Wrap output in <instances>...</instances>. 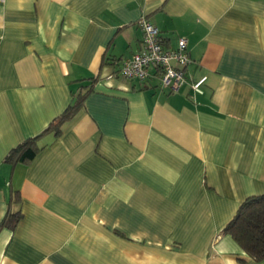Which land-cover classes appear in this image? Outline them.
Segmentation results:
<instances>
[{
	"label": "crops",
	"instance_id": "crops-1",
	"mask_svg": "<svg viewBox=\"0 0 264 264\" xmlns=\"http://www.w3.org/2000/svg\"><path fill=\"white\" fill-rule=\"evenodd\" d=\"M141 16L177 91L120 72ZM261 193L264 0H0V264H264L224 229Z\"/></svg>",
	"mask_w": 264,
	"mask_h": 264
},
{
	"label": "built area",
	"instance_id": "built-area-1",
	"mask_svg": "<svg viewBox=\"0 0 264 264\" xmlns=\"http://www.w3.org/2000/svg\"><path fill=\"white\" fill-rule=\"evenodd\" d=\"M137 24L142 30L141 48L121 59L120 72L126 78L144 80L153 68L159 77L160 86L177 91L185 79L184 67L189 61L186 37H178L175 47H167L159 28L146 16H141ZM205 78L203 75L191 82L195 92H202Z\"/></svg>",
	"mask_w": 264,
	"mask_h": 264
},
{
	"label": "trees",
	"instance_id": "trees-1",
	"mask_svg": "<svg viewBox=\"0 0 264 264\" xmlns=\"http://www.w3.org/2000/svg\"><path fill=\"white\" fill-rule=\"evenodd\" d=\"M83 94H78L73 103L58 115L49 124L47 129L53 130L54 134L61 131L63 123L77 111L83 100ZM38 136V135H37ZM37 136L30 137L11 149L9 156H16L18 160L32 158L40 145L37 143ZM19 216L18 213L16 214ZM17 217L11 220L12 224ZM241 247L254 260L264 258V193L250 195L239 205L232 219L226 224L225 228Z\"/></svg>",
	"mask_w": 264,
	"mask_h": 264
}]
</instances>
